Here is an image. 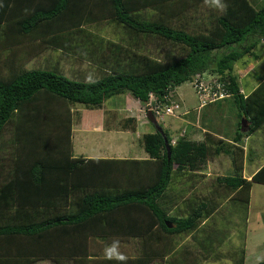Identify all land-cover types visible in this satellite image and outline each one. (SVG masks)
Here are the masks:
<instances>
[{
    "label": "trees",
    "instance_id": "obj_1",
    "mask_svg": "<svg viewBox=\"0 0 264 264\" xmlns=\"http://www.w3.org/2000/svg\"><path fill=\"white\" fill-rule=\"evenodd\" d=\"M224 2L226 12L213 14L201 29L178 17L188 0H0V135L15 118L16 137H29L28 144L34 143L25 150L30 162L18 160L23 150L17 147V166L8 177H3L6 165H0V180L6 179L0 181V264H30L40 258L54 264H117L94 249L95 240L105 247L113 238L137 239L139 250L128 256V264H151L158 257H169L167 264H197L196 251L176 250L172 236L195 233L232 190L249 192L252 182L264 183V165L250 180L242 177L243 151L237 145L244 134L264 123V79L244 96L234 72L245 55L256 58L264 51L259 48L264 47V4ZM177 3L179 9L174 8ZM151 7L159 11L157 19L143 17ZM104 19L122 29L117 42L107 39L116 49L111 61L100 56L104 39L90 37L94 35L87 28ZM123 36L158 38L170 48L162 59L130 54ZM40 47H54L79 59L101 57L102 74L87 82L47 65L26 68L25 62ZM124 50L128 52L122 59ZM5 68L8 74L3 76ZM195 74L223 82L231 93L222 100H230L236 109L233 143L209 134L202 141L181 136L171 143L163 128L170 144L168 156L154 128L141 137L146 158L73 155V105L100 108L111 96L128 91L144 109L156 99L169 101L165 96L191 82ZM222 100L215 101L217 106ZM241 118L248 123L245 131L240 129ZM47 121L54 122V134L48 135ZM51 133L54 156L42 157L35 145L45 144V149ZM220 153L230 157L232 166L230 175L216 178L220 199L208 196L201 203L192 190L182 198L180 213L174 214V189L167 192L172 174L201 169ZM57 207L62 210L54 211ZM201 229L209 243L213 233ZM207 241L199 242L201 248L206 245L205 253ZM237 264H243V258Z\"/></svg>",
    "mask_w": 264,
    "mask_h": 264
},
{
    "label": "rangeland",
    "instance_id": "obj_2",
    "mask_svg": "<svg viewBox=\"0 0 264 264\" xmlns=\"http://www.w3.org/2000/svg\"><path fill=\"white\" fill-rule=\"evenodd\" d=\"M190 1V3H189ZM252 3L263 2L264 0H250ZM179 3L175 4L174 8L179 9ZM144 16L143 17H150L151 19H157L159 15H157V12L154 10L153 7L150 8V10L146 9L143 11ZM220 11L212 7L210 4H206L205 0H188V5L185 8L179 17L182 18L184 21L189 22L190 24H196L198 28L203 29V26L206 23H210L212 20L213 14H218ZM146 15V16H145ZM94 36L93 38H103L106 44H102L100 46V52H103L100 56H106L109 60H112L113 55L116 52V49L113 48V46L108 43V40H112L117 42L118 38L121 35V28L116 25L114 22H112L110 19H104L97 21L95 23L90 24L87 27ZM123 38H127L128 40L124 42L125 45H127V49L130 54H145L147 56H151L157 59H162L164 52L166 49H169L170 46L168 44H165L162 42V40L154 37H147V38H137L135 40V37L131 36L130 38L127 36H123ZM108 39V40H107ZM125 53H122V59L126 55L128 51L124 50ZM131 51V52H130ZM177 51V50H176ZM101 57L95 56V58H88V59H79L76 57V55L70 53L66 54L61 52V50L54 49V47H44L41 49L36 48L34 49V54L28 59V61L25 62L24 66L26 68H41L45 69V65L50 66V68L54 69L56 68L58 71L64 73L65 75L75 78V79H83L88 80L94 79L99 77L102 74L101 67L102 65L100 61L102 62ZM246 62H243L242 60H245ZM248 59V60H247ZM254 71V73H253ZM234 72L238 74L240 77L243 76L244 80H253V84L257 81V83L264 79V54L261 55V59H252L251 57L247 58H241L239 61H237L234 65ZM1 73L3 76H6L8 74L6 68L1 70ZM255 78V79H253ZM251 84V82H249ZM248 87V86H246ZM243 89V87H242ZM171 100L173 103L178 104L176 111H179L180 113H183L185 109H190L193 111L190 112L191 118H193L194 123H198L200 126H205L209 129L214 130L217 135L223 136L224 138L231 139L233 135V126L237 122L238 118L236 116V109L233 103L229 100L223 101L220 103V106H217L216 102L208 108V111H206V107L203 106L199 108V101L197 99L195 90L191 84L190 81L184 82L176 87H174L172 93H171ZM211 104V103H210ZM209 105V104H207ZM179 109V110H178ZM204 110V111H202ZM71 111L73 113V129H72V136L76 134V140H75V147L73 148V155H78L80 153H86V154H93L98 152L99 149H97V146L106 149L111 144H106V142L103 143V138H97L96 132L103 128L104 130H112L115 131H121L122 130V139L121 143L119 144V147L116 148V154L121 156H133L135 153L130 152V147L128 148V144L132 143L133 149L138 150L140 146H142V133L139 132V137L136 140L131 138V132H135L134 126H136L135 118L133 117L136 113H141L143 116V120L147 121L145 118V114L143 111V107L138 104V102L129 94L128 91L113 95L110 98H108L102 105V107L98 108H87L83 105H73L71 108ZM203 114V116H201ZM205 114L207 115L205 118ZM128 118H131V121H127ZM166 117H164L163 120H159L158 122L162 127H168L170 126L172 129V126L167 124L165 120ZM174 119V117H171ZM179 118V117H175ZM17 119V118H16ZM178 120V119H176ZM241 120V119H240ZM51 121V120H49ZM165 123H164V122ZM17 123V122H16ZM150 123V122H149ZM179 123L177 121V128L172 129L176 133L181 131L180 127L178 126ZM247 125V124H246ZM15 127V118L11 120L4 129L1 132L0 135V165L5 164L6 165V171L3 173V177L7 176L9 174H12L13 169L17 164L14 162L16 160L17 155V147L19 149L23 150V153L20 157V161L22 162H30L32 160V157L30 154L25 155V150L32 148L34 143L31 142L28 144L26 137L25 139L20 140V137H16V133L14 132ZM47 131L48 135L50 132L54 134L55 126L54 122H48L47 121ZM134 127V128H133ZM149 127L153 130L154 126L152 124H149ZM235 128V126H234ZM115 130V131H114ZM138 130V129H137ZM136 130V131H137ZM173 131V132H174ZM52 133L50 135V138L46 136L45 141L47 142V147L44 149L45 144L39 145L38 143L35 145L37 148L42 151L41 156L42 157H50L54 156L52 153V148L50 143L54 142V139L52 138ZM178 135V134H177ZM179 136V135H178ZM227 136V137H226ZM22 137V136H21ZM135 138V135L132 136ZM109 139V137H107ZM79 140V142H78ZM53 144V143H52ZM74 143H72L73 146ZM124 149H121L122 147ZM125 146L127 148H125ZM99 147V148H100ZM109 148V147H108ZM101 149V148H100ZM111 149V148H109ZM141 150V149H140ZM139 150V151H140ZM254 150V149H253ZM112 151V150H111ZM147 154V153H146ZM251 154V153H250ZM214 157V156H213ZM210 157L208 158V163L206 162V165L202 168L205 172L207 171H213L215 170L217 173L225 169L227 166L225 163L222 165L219 164V162H222V159L224 158H214ZM29 160V161H28ZM10 164V166H8ZM202 168L200 170H202ZM213 169V170H212ZM1 171V169H0ZM213 171V173H215ZM198 173V172H197ZM2 174V171H1ZM194 174V173H193ZM200 175V173H198ZM206 176V175H205ZM214 176V175H212ZM195 176L194 175H187V173H181V172H174L171 177L170 185L167 188V192H172L174 189V192H172V197L175 199L174 201L178 200V196H175L176 189L177 188H185L186 186H189L188 188H191L195 183ZM208 177V176H207ZM0 181H6V179H1ZM193 184V185H191ZM207 186L209 188V183H207ZM253 201L251 203L250 208V214L248 218V222L246 224H243V218L241 216L240 212H235L232 214V222H235L236 227L229 226L228 229L226 228L228 226V223H225L224 221L221 222L220 231L218 232L220 235H217V237H221V235L224 233L228 234L232 240V242L229 243H222L219 245L220 251L226 253L225 259L219 258L217 261H211L209 259H202L201 257H204L203 255H200V249L203 251V247L198 244H196V240L198 238L206 239L207 236L205 232L201 229L202 235L192 234L191 233H183L181 235H175L172 236V239L176 246V250L183 249L184 247H189L193 251H196L197 258H199L197 264H237L232 260L231 255H235V251L238 250L240 247H244L246 254H247V260L246 264H255L257 263V257L261 256L264 257V208L261 209L263 201L262 198H264V184H254L253 186ZM209 193V191H208ZM186 196H182L180 198H185ZM179 198V199H180ZM199 198V197H198ZM62 210L60 207L54 208V211L60 212ZM175 214V212H173ZM179 214V213H177ZM222 215L221 213H217L214 218ZM209 219V218H208ZM214 221H209V224ZM225 223V224H224ZM232 227V228H231ZM207 230H211L210 228L214 229V232L216 228L214 227L213 223L208 225V227H205ZM212 233V230H211ZM216 237V236H215ZM222 239H226L225 236L222 237ZM137 239L130 238L126 241H120L121 242V251L127 255V256H135L138 252V243L136 241ZM216 241L218 239H211L210 242ZM220 241V240H219ZM95 247L94 249L98 251L100 256L104 255L103 250L104 246L101 245L100 240H95ZM94 245V244H93ZM209 246V245H208ZM98 248V249H97ZM210 248V247H209ZM211 254L205 255L210 256ZM48 259V258H47ZM50 260V259H49ZM169 260V257H165L163 260L159 257L155 259L151 264H167ZM67 264H71V261Z\"/></svg>",
    "mask_w": 264,
    "mask_h": 264
},
{
    "label": "crops",
    "instance_id": "obj_3",
    "mask_svg": "<svg viewBox=\"0 0 264 264\" xmlns=\"http://www.w3.org/2000/svg\"><path fill=\"white\" fill-rule=\"evenodd\" d=\"M263 4H264L263 2L261 3L259 1H257V3H253V5L258 6V7L263 5ZM179 15H178V17H179ZM263 43H264V41H263ZM259 48L264 50V47L262 48L260 45H259ZM262 54H264V51ZM262 54L258 55L256 58H254L250 55H245L243 58L251 57L252 59H255V60L261 59ZM242 61L246 62V59L242 60ZM253 73H254V71H253ZM253 79H255V78H253ZM249 82H251V84ZM238 83L240 86V92L242 94H244V96L250 94L258 84L257 81L253 84V80H250V81L248 79L244 80L243 76L240 77L239 75H238ZM246 86H248V87H246ZM242 87H243V89H242ZM223 101H226V100H222V101H220V103ZM213 104L214 103H211V104L205 106L207 112H210V111H208V108L211 107ZM191 111H193V109L192 110L185 109V111H183V113H180L179 118L174 117V119H172L171 116H167L165 118L164 121H166L167 124L171 125L172 129L177 128V121H178L179 125L182 126V127H180L181 131H179L178 133H176L174 130H172L170 126L162 127L164 129H167L168 135L171 137V140H176L178 137L185 136L188 139H191L194 141H202L209 134V136H212V138L214 140H218L219 138H222L225 141H228L229 143H233L232 138H233L234 134H236V131H235L236 123L234 124L235 128L233 126V129H232L233 135H232L231 139H230V137H229V139H227V138H224L223 136L217 135L215 132H213L214 130H212V129H209L205 126H200L198 123H194L193 118H191L192 116H190ZM202 111H204V110H202ZM201 116H203V114H201ZM206 116L207 115L205 114V118H206ZM133 117L135 118L134 122H136V126H134L135 132H131L132 133L131 134L132 139H134V140H136V138L138 139L140 131H141L142 135L144 133L153 131L149 127L150 123L148 121L143 120V116L141 115V113H136ZM176 119H178V120H176ZM246 124H247V127H245L243 130L240 128L242 131H245L248 128V123L246 122ZM96 135H97V138H103L102 139L103 143L106 142V144H108V143L111 144V146L110 145L108 146L111 149H109L108 147L106 149H104L98 145L97 149H99V150L96 153H93V154L80 153L78 155H75V154L74 155L75 156H82L84 158H123V157H125V158L141 159V158L148 157V154H146V151L144 150L143 145L140 146L138 150H135V149H133L132 143L128 144L129 145L128 148L130 147V152L135 153V155H133V156H121V155H117L115 153L116 152L115 147H119L118 143L122 142L121 141L122 130L118 131V132L117 131L113 132L112 130H107V129L104 130L103 128H101L96 132ZM133 135H135V138L132 137ZM107 137H109V139H107ZM75 140H76V134H74L72 136V143H74L73 148L75 147V144H76ZM78 142H79V140H78ZM237 145H239L243 151L242 177L247 179V180H250L252 175L259 168H261L264 165V123L255 131H253L251 133L244 134V136H242V138H241V141L238 142ZM120 148L124 149L123 146ZM125 148H127V147L125 146ZM216 157L220 158V159L224 158V159H222V162H219V164L223 165L226 162L225 165L227 166L225 169H223L222 171H220L218 173L213 169L212 170L215 171V173H213V171L211 172L210 170L205 172L204 171L205 168L204 169L202 168V170L198 169L194 172L188 171L186 169L184 171H182L184 173H187V175H194L195 176L194 177L195 183L191 188H188L189 186H186L185 188H177L176 189L175 196H178V200L173 201L174 204L172 207V212L180 213L179 208H182V206L184 204L182 198H180V197L187 196L188 193H190L192 190L195 191V196L197 197V200L201 203L206 202L207 201L206 199L208 198V196H211L212 197L211 199L213 201H218L220 199L218 197V192H220L221 190H219L220 185L216 181V178L230 175L232 173V166H231L230 157L228 155L220 153L218 155H215L213 157V159ZM208 162L209 161L207 160V163ZM206 165H208V164H206ZM197 172L200 173V175ZM212 175H214V176H212ZM207 183H209V188L207 186ZM214 183H216L215 186H214ZM254 184H258V182H252L251 187L249 189V192H246V191L240 192L239 189H235V190H232L231 192H229L227 197L213 211V213L209 217V219L207 218V219L201 221L199 223V225L197 226L196 230L194 231L195 233H191V235L192 234L202 235L200 229L203 227H208V225H210L211 223H213L214 227L216 228L215 232H214V229H212V228H210V229L212 230V233H213L212 236H214L213 239H218V240H216V241L212 240V242H209V243L206 240L207 238L206 239L198 238V240H196V244H198L199 242L207 241V243H208L207 245H209V247H210V248H208L209 252H206V253H205V251H201V249H200V255L204 254V257H201V260L202 259H204V260L209 259L211 261H217L219 258H221V259L228 258V257H225L226 253H224L218 249H219L220 244H222V243L227 244L229 242H232V240H231L230 236L226 233L225 234L223 233L221 235V237H217V235H220L218 232L220 231V229H222L219 224H221V222L224 221L225 223H228V226L226 227L227 229H228V227L231 226V224H232V226L236 227L235 222L234 221L232 222V218H233L232 214H234L235 212L241 213V216L243 218V221H241V222H243V224H246L248 222L251 203L253 201V188H254L253 186H254ZM260 184H264V183H260ZM208 191H209V193H208ZM220 193H222V192H220ZM226 194L227 193H225L224 195H226ZM261 201H263L262 206H261V209H262V208H264V198H262ZM217 213H221L222 215L214 218V216ZM263 218H264V215H263ZM211 220H214V221H212L209 224V221H211ZM229 224H230V226H229ZM223 236L226 237L225 240L222 239ZM233 251H235V253H234L235 255H233V256L231 255L232 260L235 263H237L240 259L243 258V264H246L247 254H246L244 247H240L238 250L236 249ZM219 253H221L222 256L218 255ZM208 254H211V255L205 256ZM195 260L197 261V260H199V258H196ZM30 264H54V263L47 258H40V259L34 260ZM71 264H72V261H71Z\"/></svg>",
    "mask_w": 264,
    "mask_h": 264
},
{
    "label": "built area",
    "instance_id": "obj_4",
    "mask_svg": "<svg viewBox=\"0 0 264 264\" xmlns=\"http://www.w3.org/2000/svg\"><path fill=\"white\" fill-rule=\"evenodd\" d=\"M191 84L199 101V108L212 102L222 100L231 94L223 82L212 78L205 80L200 74H195L192 77ZM165 98L169 101L164 103L156 99L153 102L148 103L143 111L145 112L150 110L157 120H163L164 117L167 116L179 117L180 113L176 111L179 105L173 103V101L170 99L171 93L165 96ZM152 99L153 97L151 100ZM174 142L175 140H172V143Z\"/></svg>",
    "mask_w": 264,
    "mask_h": 264
},
{
    "label": "clouds",
    "instance_id": "obj_5",
    "mask_svg": "<svg viewBox=\"0 0 264 264\" xmlns=\"http://www.w3.org/2000/svg\"><path fill=\"white\" fill-rule=\"evenodd\" d=\"M205 3L210 4L212 7H214L220 12H226L228 7V5L224 2V0H205ZM87 82H93V81H91V79L89 78ZM145 113L146 111L144 112V114ZM120 249H121V242L119 238H113L111 243L106 244L104 247L103 250L104 258L109 261H116L117 264H128L129 257L125 255ZM256 259H257V264H264V257L258 256Z\"/></svg>",
    "mask_w": 264,
    "mask_h": 264
},
{
    "label": "water",
    "instance_id": "obj_6",
    "mask_svg": "<svg viewBox=\"0 0 264 264\" xmlns=\"http://www.w3.org/2000/svg\"><path fill=\"white\" fill-rule=\"evenodd\" d=\"M145 118L147 119L148 122H150L154 126L155 130H157L162 135L163 140H164V145H165V147L167 149V154L169 156V154H170V144L168 142V139L166 137V134H165L162 126L159 124V122L157 121V119L154 117V115L152 114V112L150 110L146 111ZM245 127H247L246 119L242 118L241 119V129L243 130ZM168 226L170 227L171 225H168Z\"/></svg>",
    "mask_w": 264,
    "mask_h": 264
}]
</instances>
